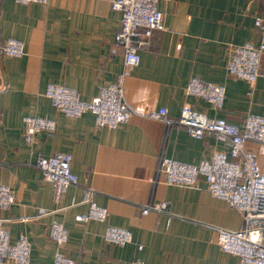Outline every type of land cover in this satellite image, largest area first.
<instances>
[{
	"label": "crops",
	"instance_id": "0c3cea01",
	"mask_svg": "<svg viewBox=\"0 0 264 264\" xmlns=\"http://www.w3.org/2000/svg\"><path fill=\"white\" fill-rule=\"evenodd\" d=\"M112 1L0 0V42L24 43L20 56L0 52V184L15 195L0 218L6 219L10 241L25 235L30 264H52L56 247L48 233L57 222L68 234L65 255L79 264H234L237 256L219 247L211 227L241 229L242 213L211 195L203 176L195 186L182 187L165 184L162 175L156 180L155 169L161 155L188 164L214 152L230 159L227 141L213 134L193 137L176 123L185 105L238 126L248 115L264 117V56L252 84L226 69L231 46L258 42L254 19L264 16V0H159L163 29L144 37L133 67H125L123 47L115 41L121 12ZM123 71L124 95L137 114L115 127L97 126L90 112L66 116L45 95L47 85L56 83L89 101ZM191 78L224 86L223 106L215 109L185 94ZM161 108L170 125L152 116ZM29 115L55 121L31 146L23 138ZM245 146L264 172V144ZM54 153L71 154L78 178L60 201L37 167L40 156ZM86 187L106 208L104 220H75L88 210L82 202ZM149 202L164 203L166 212L143 214ZM108 226L128 230L132 242L106 241Z\"/></svg>",
	"mask_w": 264,
	"mask_h": 264
},
{
	"label": "built area",
	"instance_id": "2783aa9c",
	"mask_svg": "<svg viewBox=\"0 0 264 264\" xmlns=\"http://www.w3.org/2000/svg\"><path fill=\"white\" fill-rule=\"evenodd\" d=\"M30 2L35 0H17ZM159 0H113L112 7L121 12V26L115 34V41L123 47L125 67L137 66L140 62L139 47L153 30L163 29V13L158 8ZM259 32L256 44L233 45L229 48L226 69L233 76L254 83L261 74V58L264 56V16L254 19ZM0 52L4 56H20L24 53L21 40L8 38L0 42ZM125 72L118 75L115 83L102 87L97 96L89 101L80 98L70 87L49 83L45 90L51 105L66 116L79 117L85 112L94 116L99 127H115L127 121L137 111L127 102L124 95ZM185 94L207 100L215 109L223 106L225 88L222 85L191 78L185 86ZM153 117L170 125L173 121L161 108ZM187 132L196 138L213 134L229 143L230 159L223 152H214L208 160L196 164L178 162L160 156L155 169L156 177L163 176V182L182 187H193L198 177L206 180V189L211 195L227 201L231 208L242 213L244 226L231 230L212 226L217 234V244L230 254L237 256L234 264H264V172L260 171L256 156L246 148V142L264 144V117L248 115L241 126L227 122L223 118H210L204 113L185 105L176 120ZM55 121L47 117L29 115L23 118V138L32 145L40 131H52ZM70 153H54L40 156L37 167L42 177L52 186L53 198L60 201L67 188L78 182L71 168ZM95 191L86 187L82 202L88 205L84 215L75 220L87 222L90 219L104 220L106 208L94 201ZM15 203L12 189L0 184V209H7ZM149 211L166 212L165 204L149 202L142 207V213ZM42 214L45 211H41ZM49 238L56 250L52 264H79L65 255L63 249L68 234L63 224L54 222L49 229ZM103 238L111 243L125 245L132 242L131 233L123 228L108 226ZM140 249L141 246L139 245ZM31 243L25 235H19L11 242L6 228V219L0 218V264H30Z\"/></svg>",
	"mask_w": 264,
	"mask_h": 264
}]
</instances>
